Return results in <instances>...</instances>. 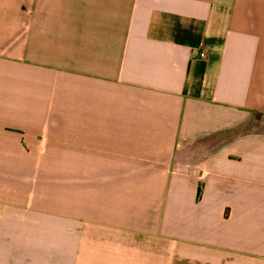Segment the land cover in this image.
Masks as SVG:
<instances>
[{"label":"crops","instance_id":"0c3cea01","mask_svg":"<svg viewBox=\"0 0 264 264\" xmlns=\"http://www.w3.org/2000/svg\"><path fill=\"white\" fill-rule=\"evenodd\" d=\"M0 264H264V0H0Z\"/></svg>","mask_w":264,"mask_h":264},{"label":"built area","instance_id":"2783aa9c","mask_svg":"<svg viewBox=\"0 0 264 264\" xmlns=\"http://www.w3.org/2000/svg\"><path fill=\"white\" fill-rule=\"evenodd\" d=\"M200 56H201L202 58H205V57H206V53H205V51H202L201 54H200Z\"/></svg>","mask_w":264,"mask_h":264}]
</instances>
